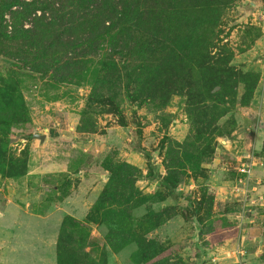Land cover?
Segmentation results:
<instances>
[{"label":"rangeland","instance_id":"374dc122","mask_svg":"<svg viewBox=\"0 0 264 264\" xmlns=\"http://www.w3.org/2000/svg\"><path fill=\"white\" fill-rule=\"evenodd\" d=\"M253 10L250 0H237L218 27L219 44L234 52L231 65L244 73H255L258 78L250 105L262 79L264 94V53L258 55L260 66L249 53L256 39L264 34V20L253 16ZM6 18L11 20L9 15ZM248 66L252 69L247 71ZM10 67L1 56L0 70L4 75ZM23 80L27 113L24 122L12 128L6 145L9 158L27 162V171L11 178L0 168V264H58V241L66 217L86 225L81 234L86 264L88 255L97 264L104 260L106 264H135V244L116 253L107 245L108 228L101 222L88 221L109 180L103 166L106 160L137 167L140 172L136 188L142 195L161 194L158 204H143L132 211V216L138 225L146 221L151 209L163 213L160 226L147 238L160 241L168 249L165 255L179 257L185 264H264V202L252 193V184L264 186V126L258 123L256 130L260 133L247 134L249 125H239L236 116L238 108L244 106L237 103L233 112L220 121L223 136L215 135L214 150L200 169L183 170L176 201L160 187L157 176L160 170L166 175L167 148L183 152L185 149L175 143L184 144L191 135L193 126L185 97L174 96L165 106L157 99L140 104L129 100L121 88L117 96L122 99L127 123L122 127L110 107L88 106L92 89L89 83L58 84L40 75ZM238 92L241 100L245 86L240 85ZM261 109L264 117V107ZM233 119L235 126L228 122ZM82 127L93 133L81 131ZM54 132L53 139L41 141L34 137L49 138ZM110 133V139L102 140ZM221 141L226 142L225 146ZM137 146L155 154L151 160L155 170L147 164L145 173V167L141 169L129 161L128 154ZM248 163L252 173L247 199L243 201V196L221 183H238L241 176L237 177V168ZM203 198L204 209L196 213Z\"/></svg>","mask_w":264,"mask_h":264},{"label":"trees","instance_id":"16d2710c","mask_svg":"<svg viewBox=\"0 0 264 264\" xmlns=\"http://www.w3.org/2000/svg\"><path fill=\"white\" fill-rule=\"evenodd\" d=\"M236 1L0 0V57L11 66L7 75L0 70L2 171L11 178L27 171V162L9 158L6 145L12 128L22 124L27 113L22 94L26 76L49 77L58 84H91L88 106L110 107L122 127L127 123L117 96L121 88L129 100L140 104L157 99L165 106L174 96H181L186 98L192 132L184 144L175 143L183 152L167 148L166 175L157 176L167 195L179 201L175 194L182 185L183 170L188 167L196 172L208 160L215 135L223 136L218 124L237 103L250 105L258 84L255 73L231 65L234 52L219 44L218 27ZM240 85L245 86L241 100ZM228 122L236 124L234 119ZM81 131L93 133L83 127ZM144 156L155 170L153 156L145 149ZM103 166L109 180L88 221L108 228L110 249L117 253L135 244V264H185L179 257L165 255L168 249L160 241L147 238L160 226L162 212L151 209L146 221L138 225L132 216L143 204H158L161 194H141L136 188L140 171L133 165L106 160ZM204 205L203 198L196 213ZM85 229L73 217L65 218L58 264H86L81 235ZM88 264L97 263L88 255Z\"/></svg>","mask_w":264,"mask_h":264},{"label":"crops","instance_id":"0c3cea01","mask_svg":"<svg viewBox=\"0 0 264 264\" xmlns=\"http://www.w3.org/2000/svg\"><path fill=\"white\" fill-rule=\"evenodd\" d=\"M250 5H251V7L254 8L253 13H252L253 16L258 15V16L262 17L261 20L263 21L264 20V0H250ZM261 30L264 33V27H262ZM251 49L252 50L249 52L251 58L254 60V63L256 65L258 64V66H260L259 62L261 60L259 59L258 55H259V53L260 54L262 53L261 55H263V53H264V34L262 37L256 39V41L254 42V46ZM255 59H256V61H255ZM251 69L252 68H250L249 66L246 67L247 71L251 70ZM262 80L259 84L258 89L256 90V97H255L254 101L252 102V104L250 106H244L242 108H238V113L236 115L238 118L237 120H239V122H238L239 125H242V126L243 125H249V127H247V130H248L247 134L253 135L255 132L260 133V131L256 130V127H257L256 124H258V123L260 125L264 126V117L262 116V109H261L264 107V94L262 95L263 87L261 88V86L263 85ZM181 128L184 132V130H185L184 126H181ZM93 135H95V134H93ZM111 135H112L111 133L109 135H104L105 138L102 140L110 139ZM183 135H185V133H182L181 136L183 137ZM44 136L46 137V135H44ZM53 137H54V135H51V136H49V138L46 137L45 140L46 139H53ZM221 142L225 146L226 142L225 141H221ZM134 146H135V144H134ZM152 156H153V159H155V157H156L155 154ZM128 157H129L128 158L129 161H132L135 164L137 163L139 168L143 169L145 167V170H143V171H145V173L147 172L146 169H147L148 163H147V160L144 156V149L142 147L137 146L136 148L131 150V154L130 155L128 154ZM135 161H137V162H135ZM214 161H216V160H214ZM159 172H160V175L164 176L165 173L163 171L160 170ZM237 175H238L237 177L240 176L238 173H237ZM256 178H257V176H256ZM237 179H239V178H237ZM260 181H262V180H260ZM236 182H237V180H234V181L229 180L228 182L224 181L221 183V186L222 187L223 186H226V187L229 186L228 188H231V191H232V188L234 187V185L238 184ZM262 185L263 184H258V182H257V184H255V183L252 184V186L254 187V189L252 190V193L254 194V196H259L258 199L261 198L260 200L264 202V195H263L264 194V186H262ZM227 193H229V192L226 191L225 194H227Z\"/></svg>","mask_w":264,"mask_h":264},{"label":"built area","instance_id":"2783aa9c","mask_svg":"<svg viewBox=\"0 0 264 264\" xmlns=\"http://www.w3.org/2000/svg\"><path fill=\"white\" fill-rule=\"evenodd\" d=\"M237 173L241 176L238 181V184L234 185L232 193H236L237 196H243V201H246L247 187L249 177L252 173V165L251 164H243L241 167L237 168Z\"/></svg>","mask_w":264,"mask_h":264},{"label":"water","instance_id":"95a60500","mask_svg":"<svg viewBox=\"0 0 264 264\" xmlns=\"http://www.w3.org/2000/svg\"><path fill=\"white\" fill-rule=\"evenodd\" d=\"M34 137L40 139L41 141H44L46 138L44 135H35Z\"/></svg>","mask_w":264,"mask_h":264}]
</instances>
